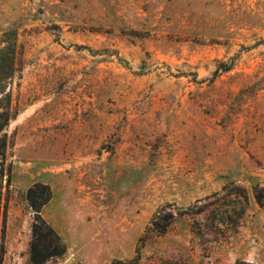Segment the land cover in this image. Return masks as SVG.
<instances>
[{"label":"rangeland","instance_id":"rangeland-1","mask_svg":"<svg viewBox=\"0 0 264 264\" xmlns=\"http://www.w3.org/2000/svg\"><path fill=\"white\" fill-rule=\"evenodd\" d=\"M3 112L0 264H264V0H0Z\"/></svg>","mask_w":264,"mask_h":264},{"label":"trees","instance_id":"trees-1","mask_svg":"<svg viewBox=\"0 0 264 264\" xmlns=\"http://www.w3.org/2000/svg\"><path fill=\"white\" fill-rule=\"evenodd\" d=\"M9 113H0V211L2 206L3 182L6 176V158H7V136L4 134L5 128L11 120ZM10 182V177L8 178ZM27 199L30 207L35 213V219L32 227L33 239L30 249L32 264H47L53 259H61L67 252V247L43 218V208L52 200L51 188L48 185L37 184L28 191Z\"/></svg>","mask_w":264,"mask_h":264},{"label":"crops","instance_id":"crops-1","mask_svg":"<svg viewBox=\"0 0 264 264\" xmlns=\"http://www.w3.org/2000/svg\"><path fill=\"white\" fill-rule=\"evenodd\" d=\"M52 201V200H51ZM51 201L43 208L42 210V216L43 218L50 224V226L56 231V233L59 235V237L61 238V240L63 241L62 239V234L60 233V227L57 226V223H55L54 221H52L51 218H48L46 215H45V211H46V208L50 205ZM64 243V241H63ZM65 244V243H64ZM66 245V244H65Z\"/></svg>","mask_w":264,"mask_h":264}]
</instances>
